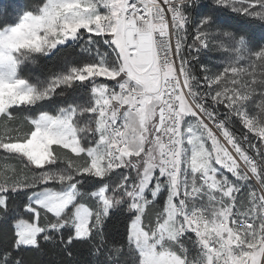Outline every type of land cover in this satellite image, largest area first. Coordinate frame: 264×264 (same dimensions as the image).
Masks as SVG:
<instances>
[{"label":"snow or ice","instance_id":"obj_1","mask_svg":"<svg viewBox=\"0 0 264 264\" xmlns=\"http://www.w3.org/2000/svg\"><path fill=\"white\" fill-rule=\"evenodd\" d=\"M46 249L264 264V0H0V264Z\"/></svg>","mask_w":264,"mask_h":264},{"label":"trees","instance_id":"obj_2","mask_svg":"<svg viewBox=\"0 0 264 264\" xmlns=\"http://www.w3.org/2000/svg\"><path fill=\"white\" fill-rule=\"evenodd\" d=\"M57 52L54 51L48 56H41L37 58L36 63L26 62L23 67L22 75L24 78L28 79L30 83L34 84L35 86H39L41 82L45 81L47 77L50 76L52 72L57 71ZM46 106L49 101L44 102ZM27 114L26 112L21 113V115ZM78 255H86L83 250L78 251ZM60 259L57 256L56 251L54 249H46L45 252L41 255H36L35 253H25L24 260L25 264H47L49 261H56L58 262Z\"/></svg>","mask_w":264,"mask_h":264}]
</instances>
